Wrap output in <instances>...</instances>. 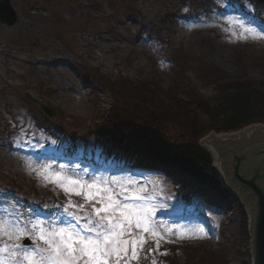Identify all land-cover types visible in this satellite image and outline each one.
Returning <instances> with one entry per match:
<instances>
[{"label": "rangeland", "instance_id": "rangeland-1", "mask_svg": "<svg viewBox=\"0 0 264 264\" xmlns=\"http://www.w3.org/2000/svg\"><path fill=\"white\" fill-rule=\"evenodd\" d=\"M234 1L231 5L229 0H10L17 21L12 26L0 24V219L13 233L11 242L20 243L24 238L16 240L15 229L8 223L19 220L15 193L26 199L33 192L48 195L52 198L48 200L49 210L65 202L59 188L45 186L28 171V163L71 166L77 162L60 161L58 157L75 151L87 162L94 159L96 164H79L97 175L131 174L121 169L101 170V163H97L103 160L101 147L86 138L91 124H109V110L115 103V94L98 77L114 85L150 78L158 82L162 92L186 89L209 99L215 93L206 81L212 71L218 69L215 78L219 71H238L232 61L237 52L264 57V39L233 38L230 28L237 33L240 30L228 23L230 18H243L251 20L253 26L264 27V3L254 6L250 0ZM182 68L188 80L184 86L179 82ZM255 75L250 72L251 77ZM26 92L37 103L25 100ZM39 103L53 108L51 120L60 130H68V136L78 135L75 142H56L46 133L38 123L41 112L35 107ZM179 135L180 131H173L169 136L176 139ZM107 157L105 164L116 159L113 154ZM132 172L137 179L153 181L148 184L149 191L157 203L167 206L158 211L157 219L174 223L188 233L180 238L177 232L169 236L171 242L161 241L155 254L141 253L139 264H152L153 259L156 264H193L200 247L187 246L190 243H204L210 253L214 251L229 264L250 263L246 256L249 247L244 241H240V247L234 243L245 239L236 204L215 196L211 199L200 188L187 193L175 181L176 174L154 169ZM209 185L206 183V188ZM59 211L42 219H50ZM28 217L23 214L25 223ZM0 242H9V236L0 235ZM149 244L155 248L154 243ZM165 251L167 254L162 255ZM3 259L10 264L14 257Z\"/></svg>", "mask_w": 264, "mask_h": 264}, {"label": "trees", "instance_id": "trees-1", "mask_svg": "<svg viewBox=\"0 0 264 264\" xmlns=\"http://www.w3.org/2000/svg\"><path fill=\"white\" fill-rule=\"evenodd\" d=\"M235 56L237 58H232V61L235 69L239 67L238 71L232 74L219 71L216 78L214 74L218 69L209 74L206 81L215 90L214 96L209 99L196 96L186 89L162 92L158 82L150 78L114 85L98 77L100 83L115 94V103L109 110L112 117L109 124L90 126L88 129L91 131L86 138L97 140L125 160L152 162L163 159L177 171V181L189 178L187 181L193 185L211 181L216 188L219 187L212 158L198 146L199 138L209 131H236L251 123H264V57L258 59L244 52H237ZM249 70L256 77H251ZM180 71V86L187 85L184 69ZM96 83L95 80L93 84ZM38 123L47 127L48 122L39 120ZM53 125L60 130L54 122ZM65 130L64 133H69ZM173 131H180L181 136L171 138L169 135ZM187 188L181 187L186 192ZM215 191L219 196L232 200L220 187ZM34 198L41 200L39 203L43 207L49 208L48 200L52 198L48 195L42 197L36 193ZM238 212L242 216L245 232V213L239 206ZM244 240L246 243L247 237ZM199 247L197 260L193 264H229L214 251L210 253L205 245Z\"/></svg>", "mask_w": 264, "mask_h": 264}, {"label": "snow or ice", "instance_id": "snow-or-ice-1", "mask_svg": "<svg viewBox=\"0 0 264 264\" xmlns=\"http://www.w3.org/2000/svg\"><path fill=\"white\" fill-rule=\"evenodd\" d=\"M228 23L240 30L237 33L230 28L233 38L264 39V27L253 26L251 20L230 18ZM167 164L158 160L154 170L160 171ZM27 166L45 186L59 188L65 202L57 206L60 211L50 219L30 210L27 223L23 219L8 222L15 229L16 240L26 237L31 245L11 242L13 233L0 219V235L9 236V242H0V264H6L4 256L14 257L10 264H139L141 253L155 254L161 241L171 242L169 236L179 232L184 238L188 234L174 223L157 219L158 211L167 206L157 203L149 191L148 184L153 181L145 182L131 174L97 175L79 163ZM152 264H156L154 259Z\"/></svg>", "mask_w": 264, "mask_h": 264}, {"label": "water", "instance_id": "water-1", "mask_svg": "<svg viewBox=\"0 0 264 264\" xmlns=\"http://www.w3.org/2000/svg\"><path fill=\"white\" fill-rule=\"evenodd\" d=\"M16 19L10 0H0V24L12 26ZM40 108L53 115L51 108L44 105ZM199 144L214 158L223 187L245 206L251 264H264V123L252 124L230 134L210 132ZM221 161L223 165L219 168Z\"/></svg>", "mask_w": 264, "mask_h": 264}, {"label": "bare ground", "instance_id": "bare-ground-1", "mask_svg": "<svg viewBox=\"0 0 264 264\" xmlns=\"http://www.w3.org/2000/svg\"><path fill=\"white\" fill-rule=\"evenodd\" d=\"M222 165H223V163H222V161L219 163V168L220 167H222ZM243 235H245L246 237H247V240H251V238H250V234H249V231H248V226H246V228H245V232H243ZM244 236V237H245ZM245 237V238H246ZM240 241H245V240H240Z\"/></svg>", "mask_w": 264, "mask_h": 264}]
</instances>
